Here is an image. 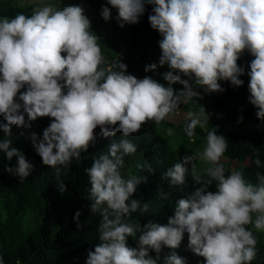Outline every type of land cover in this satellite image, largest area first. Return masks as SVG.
I'll list each match as a JSON object with an SVG mask.
<instances>
[{"label":"clouds","instance_id":"obj_1","mask_svg":"<svg viewBox=\"0 0 264 264\" xmlns=\"http://www.w3.org/2000/svg\"><path fill=\"white\" fill-rule=\"evenodd\" d=\"M107 5L117 10L120 27L138 23L145 6H153L148 19L163 37L162 55L158 63L146 65L145 72L167 65L170 70L163 79L168 86L150 76L138 79L129 74L120 59L106 66V51L80 5L61 8L48 3L34 7L31 15L0 16V116L6 121L0 123L5 133L0 153L8 161L16 158V164L6 165L5 170L23 182L34 168L11 146L12 125L30 128L31 121L53 118L42 138L33 132L31 140L43 165L57 177L74 159L79 161L98 137L120 132L122 138L85 170L91 211L100 217V243L88 251L85 264H159L163 248H179L185 233L191 250L206 264H252L258 252L252 229L264 232V173L258 171L253 184L243 172L226 170L228 140L215 128L207 130L210 117L203 106L187 111L184 125L193 144L197 127L207 131L203 149L186 154L164 173L173 186L184 185L188 176L199 186L176 201L174 216L166 225L155 220L144 225L135 248L128 246V238L136 237L140 225L129 222L130 217L138 210L148 212L149 204L132 197L147 177L125 176L121 169L125 158L137 153V145L128 137L144 123L160 125L181 105H199L197 98L204 93L225 91L220 81L242 86L245 68L238 61L246 51L254 57L247 72L249 102L264 123V0H107L101 10L105 21L113 18ZM177 83L182 89L173 88ZM242 120L241 116L238 122ZM166 135L174 137L173 128L168 127ZM198 161L207 165L204 176ZM254 164L264 168L259 154ZM136 166L154 171L147 161ZM212 184L215 192L208 190ZM58 189L64 193L67 186L60 181ZM80 215L79 211L74 215L78 227ZM0 264H6L2 255ZM163 264L186 261L172 251Z\"/></svg>","mask_w":264,"mask_h":264},{"label":"trees","instance_id":"obj_2","mask_svg":"<svg viewBox=\"0 0 264 264\" xmlns=\"http://www.w3.org/2000/svg\"><path fill=\"white\" fill-rule=\"evenodd\" d=\"M96 9L97 18L101 15L102 5L107 0H83ZM58 7L68 6L66 0H54ZM112 10L111 28L105 21L100 25L92 26V31L100 37L98 43L101 49H106L104 54L107 58L106 66H111L114 61L121 60L127 65V72L135 75L138 79L146 76L163 77L165 66L159 67L158 71L145 72V66L158 63L162 50L159 41L163 39L161 34L153 29L148 19L152 13V5H146L145 13L136 24H125L120 27L115 17L118 12L111 5ZM35 4H21L19 0H0V16L14 17L17 13L31 15ZM103 19H101L102 21ZM101 26V27H100ZM126 39L127 46L121 47L120 39ZM254 57L243 54L238 63L245 68V74L240 77L244 81L242 86H233L228 81H220L225 91L220 93H204L195 108L188 105L190 110H197L203 106L209 114L207 130L215 128L217 134H223L228 140V149L223 160L228 172L239 170L245 178L255 184L256 173H264V168H257L254 159L257 154L264 161V123L256 113L257 108L249 102L250 91L248 84L250 77V62ZM109 60V61H108ZM168 70H170L168 68ZM154 74V75H153ZM159 79V78H158ZM176 89V88H174ZM23 91L25 89H22ZM202 91V90H201ZM210 98H208V96ZM211 103L205 107L204 104ZM243 117L241 122L240 117ZM27 120V116H25ZM53 118L41 117L31 121V127L12 125V147L21 151L27 160L33 164L31 174L21 182L5 170V166H14L16 158L8 161L3 153H0V255L6 264H85L89 250L95 249L100 243L98 228L100 217L91 211L92 201L88 199V189L91 187L86 169L92 167L95 159L106 152L113 141H119L122 133L117 132L112 137H98L96 143L89 147L87 152L81 154L79 161L73 160L65 174L57 177L56 173L42 163V158L36 153L31 140L34 132L42 138ZM0 123H6L0 116ZM186 120L177 125L184 137L190 142L193 151L202 150L206 141L207 131L197 127L196 143L193 144L184 133ZM171 124L169 120L156 125L148 121L142 125L139 132L128 137L137 145V153L125 158V166L121 169L122 174L142 175L147 179L137 186L133 199L149 204V211L141 214L133 212L130 217L131 223L139 224L140 230L136 237L128 238L129 247H138L139 236L143 234L144 225L152 220L161 225L168 223L169 217L174 216L176 201L186 198L195 191L199 185L195 184L191 176L186 178L184 185L173 186L164 173L179 162L183 155L177 151L167 140L159 138V130L165 129ZM99 126L94 132L99 133ZM5 133L0 129V139ZM148 162L154 169L148 172L137 168V163ZM198 170L205 175L202 162H197ZM60 181L67 186V190L61 193L58 189ZM209 191L215 192L216 186H209ZM166 194L162 198L161 194ZM81 213L79 227L74 220L75 213ZM251 228V225L248 226ZM257 238V257L252 264H264V232L252 229ZM175 251L185 259L186 264H206L205 258L195 254L189 247L188 234L185 233L181 245L177 249L163 248L160 253V262L163 264L164 257ZM150 255L156 256L154 251Z\"/></svg>","mask_w":264,"mask_h":264},{"label":"rangeland","instance_id":"obj_3","mask_svg":"<svg viewBox=\"0 0 264 264\" xmlns=\"http://www.w3.org/2000/svg\"><path fill=\"white\" fill-rule=\"evenodd\" d=\"M53 1L54 0H19V2L21 4H25V3L35 4L36 7L37 6L44 5V4H48V3L54 4ZM66 2H67L68 5H80V6H82L84 8V10H85V15H87L88 18L91 21V26H95L96 24L100 25L101 23H103V21H105L102 18L101 15L99 17H97V18H93L92 19V17H95L96 16V9L93 8L92 6H90L88 3H86L83 0H66ZM54 5L57 6V4H54ZM101 19H103V20L101 21ZM105 22L107 24V27L111 28V26H112L111 21H105ZM125 42H126V39H124V38H121L120 39V45H121V47L127 46L126 44H124ZM104 51H106L105 47H104ZM157 51H161V49H158ZM244 54L250 55V53H248L247 51ZM167 71H169L168 70V66L165 65L164 73H166ZM183 78L187 79V77H183ZM153 79L157 80L159 83L164 84L165 86H168V82L166 80H164L163 77L160 76V75H158V76L155 75V77ZM182 87L183 86L180 85V84H178V83L175 84V85H173V88H176L177 90L182 89ZM208 98H210V97L208 96ZM199 99L200 98H197V102L200 101ZM210 105H211V103H209V102L207 104H204L205 107H208ZM196 106L197 105H192L193 108H195ZM190 109L191 108L188 105H181V109L176 114H174L171 117V119H169V121L171 122V124L167 125L165 127V129L159 130L158 137L156 139V140H158L159 138H163V139L167 140L177 151H180L182 153L183 157L186 154H189V155L192 154L193 150L191 148L190 142L184 137L182 131L177 128V125L180 124L182 121L186 120L185 119V114ZM193 111H195V110H193ZM168 127L173 128L174 133H175V136L174 137H168L166 135V129Z\"/></svg>","mask_w":264,"mask_h":264}]
</instances>
